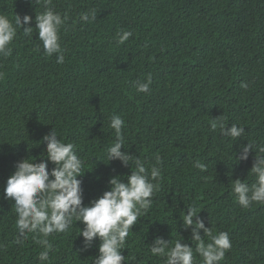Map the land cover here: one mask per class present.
I'll use <instances>...</instances> for the list:
<instances>
[{
	"label": "trees",
	"instance_id": "obj_1",
	"mask_svg": "<svg viewBox=\"0 0 264 264\" xmlns=\"http://www.w3.org/2000/svg\"><path fill=\"white\" fill-rule=\"evenodd\" d=\"M49 7L67 16L59 32L64 62L44 52L35 28L31 38L18 29L12 53L0 56V196L17 161L42 159V138L53 127L84 161L86 205L109 189L112 176L126 180L131 165L106 157L115 137L109 123L119 115L122 151L149 170L157 156L161 161L160 189L130 229L123 264H164L150 252L157 236L193 247L201 264L180 218L189 206L213 235L228 233L232 247L219 264H264V204L244 208L232 191L235 179H255L256 152L236 161L241 145L264 146V0H52ZM43 11L33 0H0V15L13 22L16 14L31 15L32 27ZM85 12L97 19L81 21ZM118 30L132 35L120 44ZM148 77L149 91L138 93ZM217 117L244 127L243 136L234 141L212 130ZM13 203L0 198V264H41L37 236L15 242ZM80 227L73 222L49 237L44 264H93L100 241L81 251Z\"/></svg>",
	"mask_w": 264,
	"mask_h": 264
},
{
	"label": "clouds",
	"instance_id": "obj_2",
	"mask_svg": "<svg viewBox=\"0 0 264 264\" xmlns=\"http://www.w3.org/2000/svg\"><path fill=\"white\" fill-rule=\"evenodd\" d=\"M33 2L44 7V11L35 16V27L30 26L33 20L31 15L26 14L21 18L16 14L14 22L7 16L0 15V56L7 57L12 53L10 45L15 40L18 29H22L24 36L31 38L35 28L44 52L48 56L58 54L57 62L63 63L59 32L67 16L62 17L49 7L52 0ZM96 19L94 12L80 15V20L85 23ZM131 35L130 31L118 30V42L125 43ZM150 82L151 77H148V82H138L137 92H148ZM247 86L246 83L241 85L244 88ZM123 126L121 116L111 117L109 127L114 130L115 137L114 142L106 149V157L110 162L119 160L126 167L131 165V174L127 175L126 180L119 175L112 176L108 181L109 189L87 205L84 203L80 179L85 173L84 161L75 151L74 144L63 142L54 127L42 138L41 143L45 145L42 159L37 161V158L32 160L27 157L16 162L15 171L7 179L0 198L14 202L12 208L15 210L16 228L19 232V238L15 242L21 243L22 239L28 238V234L38 237L36 242L43 249L38 255L41 264L49 260L53 249L49 237L67 232L73 222L83 224L78 235L83 237L81 251H87L96 240L100 241L98 255L92 259L93 264H123L126 261L122 250L126 248L130 229L151 207V198L160 189L158 178L161 175V161L157 156L156 163L149 170L144 160L134 157L127 150L122 151V146H125ZM210 126L212 130L219 127L223 136L234 141L245 132L244 127L236 124L227 127L221 117L214 119ZM253 150L256 156L250 171L255 178L254 182L249 185L237 178L232 183L235 198L244 208H248L253 202L264 204V146L248 141L241 145L236 161L248 160ZM50 164L54 166L50 168ZM194 166L201 171H205L207 167L199 161ZM198 214L195 206H189L186 213L180 214L183 227L191 228V240L195 243V252L202 258L201 264H219L226 251L232 247L229 235L223 231L213 235L204 220L197 218ZM201 229L210 242H205L200 234ZM150 252L153 256L163 257L164 264H195L193 247L181 240L170 246L168 240L157 236L151 243Z\"/></svg>",
	"mask_w": 264,
	"mask_h": 264
}]
</instances>
